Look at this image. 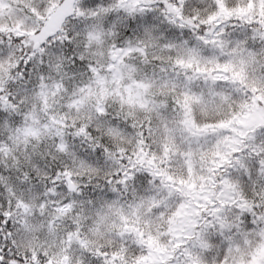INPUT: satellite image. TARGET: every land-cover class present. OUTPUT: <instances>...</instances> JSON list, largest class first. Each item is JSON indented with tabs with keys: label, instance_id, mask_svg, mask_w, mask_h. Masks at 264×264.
I'll use <instances>...</instances> for the list:
<instances>
[{
	"label": "snow or ice",
	"instance_id": "snow-or-ice-1",
	"mask_svg": "<svg viewBox=\"0 0 264 264\" xmlns=\"http://www.w3.org/2000/svg\"><path fill=\"white\" fill-rule=\"evenodd\" d=\"M0 264H264V0H0Z\"/></svg>",
	"mask_w": 264,
	"mask_h": 264
}]
</instances>
